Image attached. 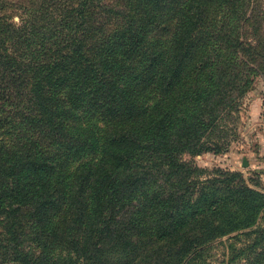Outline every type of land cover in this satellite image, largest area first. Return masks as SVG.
I'll list each match as a JSON object with an SVG mask.
<instances>
[{
    "label": "trees",
    "instance_id": "1",
    "mask_svg": "<svg viewBox=\"0 0 264 264\" xmlns=\"http://www.w3.org/2000/svg\"><path fill=\"white\" fill-rule=\"evenodd\" d=\"M44 1L29 15L51 14L50 4L85 10L88 38L60 30L48 40L35 18L14 29L0 12V264H69L74 245L97 237L113 187L128 201L150 196L154 218L167 196L147 177V157L155 168L192 171L180 156L209 150L243 94L240 28L253 0H142L150 23L127 12L113 40L92 12L109 18L111 4ZM157 26L170 39L151 41ZM262 199L243 186V206ZM179 213L162 215L170 225ZM163 227L153 234L171 236Z\"/></svg>",
    "mask_w": 264,
    "mask_h": 264
},
{
    "label": "rangeland",
    "instance_id": "2",
    "mask_svg": "<svg viewBox=\"0 0 264 264\" xmlns=\"http://www.w3.org/2000/svg\"><path fill=\"white\" fill-rule=\"evenodd\" d=\"M140 1L103 0L113 9L109 18L99 14L97 8L92 12L97 25L108 22L103 29L113 40L127 12L146 16L137 9L141 6L146 10ZM40 2L0 0V12L11 16L9 23L14 29L21 26V18H35L36 28L42 26L39 36L48 40L51 33L60 30L64 31V39L87 40L88 34L82 31L87 21L83 18L85 10L76 12L77 7L50 4L47 10L51 14H40L44 8L36 10ZM251 7V14L240 28L243 57L238 64L243 66V94L226 112L222 125L208 136L209 150L180 156L192 168L189 172L155 168L149 161L151 157H147L145 170L152 176L147 177L163 184L167 196L154 218L150 216V196L146 197L147 204L134 198L128 201L117 195L116 191L122 195L120 186L113 187L108 191L112 195H105L97 237L88 247V239L83 246L74 245L69 264H264V199L243 206V186L264 193V0H253ZM31 8L36 9L29 15ZM143 21L150 23L147 17ZM161 29L157 26L150 33L151 41L170 39L169 32ZM61 43L59 39L55 45ZM171 210L181 213L168 225L162 214ZM157 225H163L162 233L171 236L153 234L159 230Z\"/></svg>",
    "mask_w": 264,
    "mask_h": 264
},
{
    "label": "water",
    "instance_id": "3",
    "mask_svg": "<svg viewBox=\"0 0 264 264\" xmlns=\"http://www.w3.org/2000/svg\"><path fill=\"white\" fill-rule=\"evenodd\" d=\"M243 166H246V162H245V160H243Z\"/></svg>",
    "mask_w": 264,
    "mask_h": 264
}]
</instances>
